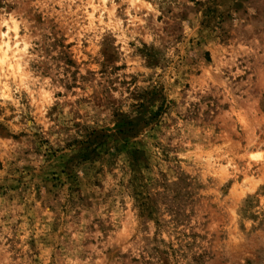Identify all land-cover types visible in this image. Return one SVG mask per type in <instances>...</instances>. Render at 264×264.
Masks as SVG:
<instances>
[{
  "label": "rangeland",
  "instance_id": "obj_1",
  "mask_svg": "<svg viewBox=\"0 0 264 264\" xmlns=\"http://www.w3.org/2000/svg\"><path fill=\"white\" fill-rule=\"evenodd\" d=\"M0 264H264V0H0Z\"/></svg>",
  "mask_w": 264,
  "mask_h": 264
},
{
  "label": "clouds",
  "instance_id": "obj_2",
  "mask_svg": "<svg viewBox=\"0 0 264 264\" xmlns=\"http://www.w3.org/2000/svg\"><path fill=\"white\" fill-rule=\"evenodd\" d=\"M145 7H150V5H145ZM9 21L8 20H5L3 21V24H2V27L4 28H8V25H9ZM13 24V27L8 29V31H4L2 33L3 37H4V44H3V49L5 50V53H7L8 50H11L13 51V53L16 52L17 49H19V52H22V53H26L27 52V49L30 45L28 44H25L23 48H20L19 45H16L15 44V40L12 41L14 47L9 49V31L15 33L16 31H18V27L15 26V21H12L11 22ZM5 63H7V61H5ZM6 98H10V97H6ZM51 101H49L50 103Z\"/></svg>",
  "mask_w": 264,
  "mask_h": 264
}]
</instances>
